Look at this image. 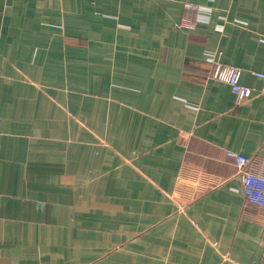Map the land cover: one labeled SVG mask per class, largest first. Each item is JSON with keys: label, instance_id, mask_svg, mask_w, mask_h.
Listing matches in <instances>:
<instances>
[{"label": "crops", "instance_id": "0c3cea01", "mask_svg": "<svg viewBox=\"0 0 264 264\" xmlns=\"http://www.w3.org/2000/svg\"><path fill=\"white\" fill-rule=\"evenodd\" d=\"M256 72L264 0H0V264L263 262Z\"/></svg>", "mask_w": 264, "mask_h": 264}, {"label": "built area", "instance_id": "2783aa9c", "mask_svg": "<svg viewBox=\"0 0 264 264\" xmlns=\"http://www.w3.org/2000/svg\"><path fill=\"white\" fill-rule=\"evenodd\" d=\"M256 74L264 78V73ZM208 77L228 83L236 96L237 104H242L253 95V88L242 82V68L223 63L220 54L214 59ZM228 155L235 160L238 172L243 176L249 199L264 205V160L233 150L228 151ZM249 264H264V261L261 263L252 261Z\"/></svg>", "mask_w": 264, "mask_h": 264}]
</instances>
